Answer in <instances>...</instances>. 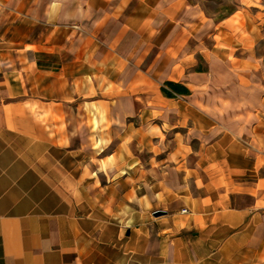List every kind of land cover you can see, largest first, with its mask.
I'll return each mask as SVG.
<instances>
[{
	"label": "crops",
	"instance_id": "1",
	"mask_svg": "<svg viewBox=\"0 0 264 264\" xmlns=\"http://www.w3.org/2000/svg\"><path fill=\"white\" fill-rule=\"evenodd\" d=\"M246 14L214 18L193 0H0V264H264V66ZM216 63L229 76L218 89ZM165 82L190 95L164 97ZM137 115L167 127L169 149L163 133L148 139L175 158L145 169L143 195ZM158 208L167 215L153 220Z\"/></svg>",
	"mask_w": 264,
	"mask_h": 264
},
{
	"label": "rangeland",
	"instance_id": "2",
	"mask_svg": "<svg viewBox=\"0 0 264 264\" xmlns=\"http://www.w3.org/2000/svg\"><path fill=\"white\" fill-rule=\"evenodd\" d=\"M193 2L200 5L207 12V14L211 15L214 18H218V19L221 17L227 16L231 11H233V12L237 11L241 7L245 8L246 13H247L245 18L249 24V26L246 28L247 31H249V32L252 31L251 33H253L254 35H257L259 38L261 37L260 41L257 44L251 45L250 50L257 53V55L259 56V59H260L259 60L260 63L262 64V66H264V0H248V1L244 0L243 5L241 3H239L238 0H193ZM243 22H244V19L240 13L237 14L231 20V24H234L238 30L244 29V27H243L244 23ZM205 45L207 46L208 44H205ZM196 59H197V66L195 67V69L200 70V71H207L208 65L206 64L205 59H203L200 55ZM215 67H216L217 71H219L221 73L220 75H218L217 81H216L217 89H218L219 84H221L225 81H229L228 80L229 76L226 75V78H225L226 80L224 79V75H222V74L225 71V68H223V65L221 63H216ZM162 86H163V84H162ZM217 89H216L215 95L218 93ZM212 93H214V92H212ZM232 94L235 95L236 96L235 98H237L239 100L241 94H243V93L241 91L236 90V88H233ZM206 95H207V93H206ZM92 106H94L93 111L97 110L95 105H92ZM71 113L73 115H78V114H83V111L79 109V106H77V103H74L72 106ZM88 113H91L90 109H88ZM107 119L108 118H106V116H105V122L100 123V125L102 126V127L100 126L101 127L100 130H102V131L104 130L105 132H108L110 129V123L107 121ZM126 123H128V122H126ZM92 125H93V130L95 132L96 123H93ZM130 125L135 126L136 138H137L136 139L135 152L133 155H130V162L135 163L134 173L136 174L137 195H143L144 189H145V187H144V184H145L144 173H146L145 169L147 170L150 167H152L153 169L158 170V173H159V169H157V168H159V166L161 164H167L168 163L167 165H169V164L175 165V158L173 159V161L171 163L169 161L167 162L166 159L169 156H167V154H165V153H162L159 156L158 155L156 156L157 153H155V152H158V150L155 149L153 151V150H151V148L153 149L152 143L155 146H158V142H157L158 140H156V138H153V140L150 144V140L148 139L149 136H151L153 134V135H155V136L157 135L159 138H161L160 136L163 133L166 136V138L162 137L161 143L163 146L167 147L168 149L172 145V139L170 137L171 134L166 135L165 130H167V127L164 126L165 130L162 129L163 124L160 123V121L158 119H151L149 115H145V116H138L137 115L136 117L130 119ZM83 127H84V125L82 124V131L84 130ZM126 127H127V124L120 126V128L125 129V131H127ZM93 130L91 129V124L88 123V128H87L88 133H90V131H93ZM120 135H122V134H120ZM117 140L119 141V139H117ZM94 142L95 141L93 139V144H95ZM78 145H79V140H78V138H75V140L73 141V148L78 147ZM101 157L104 160V163L106 164L108 162L107 154H104ZM126 158H127V156H125V159ZM73 161H75V159H73ZM89 162H90V159H89ZM92 162H95V161H92ZM172 177H174V176H171V178ZM153 179H154V177H153ZM172 180H175V178H173ZM117 190L119 191L120 194H122L126 190V187L123 186V184L121 182L119 185V188ZM183 211L184 210H182V212ZM185 212H186V210H185ZM157 213H161V215L160 216L155 215ZM166 215H167V211L158 208L157 210H155L153 212L151 218L153 220H160L162 218H165Z\"/></svg>",
	"mask_w": 264,
	"mask_h": 264
},
{
	"label": "trees",
	"instance_id": "3",
	"mask_svg": "<svg viewBox=\"0 0 264 264\" xmlns=\"http://www.w3.org/2000/svg\"><path fill=\"white\" fill-rule=\"evenodd\" d=\"M161 93L167 98L190 95V91L187 88H185L182 84L174 82H165L161 87Z\"/></svg>",
	"mask_w": 264,
	"mask_h": 264
},
{
	"label": "water",
	"instance_id": "4",
	"mask_svg": "<svg viewBox=\"0 0 264 264\" xmlns=\"http://www.w3.org/2000/svg\"><path fill=\"white\" fill-rule=\"evenodd\" d=\"M155 215H157V216H160V215H161V213H157V214H155Z\"/></svg>",
	"mask_w": 264,
	"mask_h": 264
},
{
	"label": "built area",
	"instance_id": "5",
	"mask_svg": "<svg viewBox=\"0 0 264 264\" xmlns=\"http://www.w3.org/2000/svg\"><path fill=\"white\" fill-rule=\"evenodd\" d=\"M183 212H185V210Z\"/></svg>",
	"mask_w": 264,
	"mask_h": 264
}]
</instances>
